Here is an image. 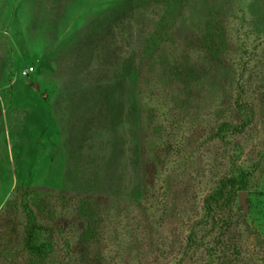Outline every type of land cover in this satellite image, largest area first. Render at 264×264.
I'll return each mask as SVG.
<instances>
[{
    "label": "rangeland",
    "instance_id": "374dc122",
    "mask_svg": "<svg viewBox=\"0 0 264 264\" xmlns=\"http://www.w3.org/2000/svg\"><path fill=\"white\" fill-rule=\"evenodd\" d=\"M0 264H264V0H0Z\"/></svg>",
    "mask_w": 264,
    "mask_h": 264
},
{
    "label": "trees",
    "instance_id": "16d2710c",
    "mask_svg": "<svg viewBox=\"0 0 264 264\" xmlns=\"http://www.w3.org/2000/svg\"><path fill=\"white\" fill-rule=\"evenodd\" d=\"M235 185H236L235 180H232V181H231V186L234 187ZM218 196H219V195L212 196L211 200H217ZM209 207H210V206H209Z\"/></svg>",
    "mask_w": 264,
    "mask_h": 264
},
{
    "label": "built area",
    "instance_id": "2783aa9c",
    "mask_svg": "<svg viewBox=\"0 0 264 264\" xmlns=\"http://www.w3.org/2000/svg\"><path fill=\"white\" fill-rule=\"evenodd\" d=\"M31 71H33V68L27 69L26 71H24V75H28Z\"/></svg>",
    "mask_w": 264,
    "mask_h": 264
}]
</instances>
